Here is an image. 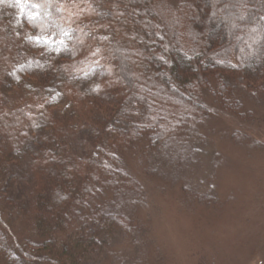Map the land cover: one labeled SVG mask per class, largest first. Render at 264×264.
<instances>
[{
    "label": "trees",
    "instance_id": "1",
    "mask_svg": "<svg viewBox=\"0 0 264 264\" xmlns=\"http://www.w3.org/2000/svg\"><path fill=\"white\" fill-rule=\"evenodd\" d=\"M243 94H264V0H0L4 264H85L146 193L128 155Z\"/></svg>",
    "mask_w": 264,
    "mask_h": 264
},
{
    "label": "rangeland",
    "instance_id": "2",
    "mask_svg": "<svg viewBox=\"0 0 264 264\" xmlns=\"http://www.w3.org/2000/svg\"><path fill=\"white\" fill-rule=\"evenodd\" d=\"M206 99L203 122L128 155L146 193L112 203L133 225L107 235L85 264H264V94L240 95L237 115Z\"/></svg>",
    "mask_w": 264,
    "mask_h": 264
}]
</instances>
